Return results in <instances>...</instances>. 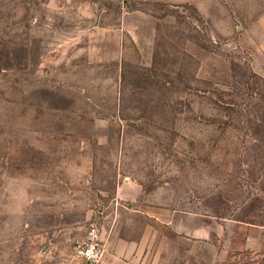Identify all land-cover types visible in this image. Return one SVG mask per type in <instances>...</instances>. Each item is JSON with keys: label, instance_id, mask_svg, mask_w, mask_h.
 Returning <instances> with one entry per match:
<instances>
[{"label": "rangeland", "instance_id": "1", "mask_svg": "<svg viewBox=\"0 0 264 264\" xmlns=\"http://www.w3.org/2000/svg\"><path fill=\"white\" fill-rule=\"evenodd\" d=\"M263 18L264 0H0V264H85L89 221L135 234L116 207L264 224ZM216 245L174 264H223Z\"/></svg>", "mask_w": 264, "mask_h": 264}, {"label": "crops", "instance_id": "2", "mask_svg": "<svg viewBox=\"0 0 264 264\" xmlns=\"http://www.w3.org/2000/svg\"><path fill=\"white\" fill-rule=\"evenodd\" d=\"M137 191L138 186L131 181L119 184L114 194L117 205L119 200H133ZM126 212L138 218L135 234H125L116 225L109 235H102L104 251L96 264H174L178 262L175 257L205 247L211 238L217 242L216 254L222 263L233 264L240 251L264 246L262 225L166 207H116L113 216L118 218ZM200 256L198 253L196 258Z\"/></svg>", "mask_w": 264, "mask_h": 264}, {"label": "built area", "instance_id": "3", "mask_svg": "<svg viewBox=\"0 0 264 264\" xmlns=\"http://www.w3.org/2000/svg\"><path fill=\"white\" fill-rule=\"evenodd\" d=\"M103 251L102 227L96 221H89L84 236L74 246V256L84 263L96 264Z\"/></svg>", "mask_w": 264, "mask_h": 264}, {"label": "trees", "instance_id": "4", "mask_svg": "<svg viewBox=\"0 0 264 264\" xmlns=\"http://www.w3.org/2000/svg\"><path fill=\"white\" fill-rule=\"evenodd\" d=\"M228 218V217H227ZM231 219H235V220H238V221H242V222H247V223H252V224H257L251 220H244L243 218H234V217H230ZM258 225H264V224H258Z\"/></svg>", "mask_w": 264, "mask_h": 264}, {"label": "water", "instance_id": "5", "mask_svg": "<svg viewBox=\"0 0 264 264\" xmlns=\"http://www.w3.org/2000/svg\"><path fill=\"white\" fill-rule=\"evenodd\" d=\"M85 264H87V263H85Z\"/></svg>", "mask_w": 264, "mask_h": 264}]
</instances>
